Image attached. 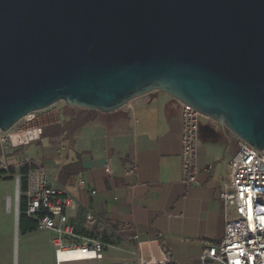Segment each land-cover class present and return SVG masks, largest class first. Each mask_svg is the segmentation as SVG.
<instances>
[{"label": "water", "instance_id": "1", "mask_svg": "<svg viewBox=\"0 0 264 264\" xmlns=\"http://www.w3.org/2000/svg\"><path fill=\"white\" fill-rule=\"evenodd\" d=\"M152 92L264 152V0H0V132Z\"/></svg>", "mask_w": 264, "mask_h": 264}, {"label": "crops", "instance_id": "2", "mask_svg": "<svg viewBox=\"0 0 264 264\" xmlns=\"http://www.w3.org/2000/svg\"><path fill=\"white\" fill-rule=\"evenodd\" d=\"M181 134L180 103L152 92L119 111L98 112L68 139L40 137L34 142L37 158H29L77 200L69 212L74 232L82 239L98 233L97 240L106 245L100 262L64 264H220L203 261L202 255L225 235L227 214L219 195L239 140L219 123L203 119L198 183L187 187L181 183ZM75 163L81 171L63 176L64 167ZM208 166H213L211 173L205 171ZM21 192L20 201L25 198ZM8 197L15 215L12 208L8 212ZM20 201L17 221L14 184V195L5 197L6 213L13 216L11 231L10 222L0 219L7 226L0 231V264L7 256L11 264L12 253L15 264H46L55 259L53 234L37 229L21 235ZM126 224L133 228L122 230ZM82 230L88 234L80 235Z\"/></svg>", "mask_w": 264, "mask_h": 264}, {"label": "built area", "instance_id": "3", "mask_svg": "<svg viewBox=\"0 0 264 264\" xmlns=\"http://www.w3.org/2000/svg\"><path fill=\"white\" fill-rule=\"evenodd\" d=\"M56 111L54 122L40 126L39 134L26 141L14 142L17 134L34 117ZM62 114L57 107H50L39 112L25 115L10 131L0 132V171L14 168L25 171L14 175L16 188V213L19 215L21 180H26V214L37 222V229L53 234L56 264L71 262H100L103 260L105 244L98 240L84 239L82 243L67 242L76 237L73 226L69 223V212L77 206V200L66 190L57 186L48 170L30 158L16 164H9L7 157L16 149L37 141L43 131L62 123ZM181 134V183L187 187L198 183V155L201 141V126L204 118L189 105L180 103ZM133 168V167H132ZM213 166L205 168L211 173ZM108 174L111 173L107 167ZM84 187L85 182L79 181ZM8 207L11 197H8ZM227 218L225 235L216 245H209L202 255V260L210 259L220 264H264V152L239 140L236 153L228 161V182L219 195ZM88 220L92 216L87 217ZM126 224L122 230L132 229ZM137 238V236H136ZM82 251L92 253L81 260L59 261L61 253ZM145 264V263H143Z\"/></svg>", "mask_w": 264, "mask_h": 264}, {"label": "trees", "instance_id": "4", "mask_svg": "<svg viewBox=\"0 0 264 264\" xmlns=\"http://www.w3.org/2000/svg\"><path fill=\"white\" fill-rule=\"evenodd\" d=\"M98 114L97 111H92V110H82L79 109V112L77 115L74 114H69L70 119L66 121H62L61 124L49 127L52 128L51 132L43 131L41 137L46 138V137H57V136H63V138L68 139L70 138L75 131H77L79 128L84 126L85 124L89 123L92 121L96 115ZM81 171V166L79 163L67 165L64 167L62 171V175L65 177H70L73 175L78 174V172ZM25 171H19L18 173H24ZM16 173V169L12 168L9 171H0V178L2 176L6 175H11L14 177ZM21 189L23 191L26 190V180L22 179L21 180ZM21 204H20V217H19V232L21 235L31 233L37 230V222L33 219H31L27 214H26V198L21 199Z\"/></svg>", "mask_w": 264, "mask_h": 264}, {"label": "rangeland", "instance_id": "5", "mask_svg": "<svg viewBox=\"0 0 264 264\" xmlns=\"http://www.w3.org/2000/svg\"><path fill=\"white\" fill-rule=\"evenodd\" d=\"M54 107H57L60 110V112L63 116V118H62L63 122L70 119L69 114L77 115L79 112L78 108L69 107L64 102H60V103L54 105ZM45 131L51 132L52 128H47V129H45ZM38 151H39V148L34 143L27 145V146L20 147V148L16 149V151L13 155L7 157L8 163L9 164H16L18 162H21L22 160H24L27 157L36 159L37 158L36 152H38ZM0 165H1V162H0ZM18 172L19 171L16 169L17 174H18ZM14 184H15L14 183V177H12L11 175L2 176L0 178V196H1V198H0V219L6 218L10 222L7 225V226H9L8 229L10 231L12 229L13 216L8 215L6 213L5 197H6V195H14ZM12 210H13V213L15 215V209L13 206H12ZM7 226L5 225V223L4 224L0 223V231L6 230ZM40 233H42L44 235L49 234L48 232H44V231L40 232ZM75 233H77V232H75ZM86 234H88V233H85L83 230H82V232H80V235H82V236L86 235ZM99 236L100 235L98 233L97 234L92 233V238H93L92 240L99 239ZM51 241H52V239H51ZM83 241H84V239H82V237L79 236L78 233L76 234L75 238L67 239V242L82 243ZM8 259H9L8 256L6 258H4L3 264H8ZM10 261H11L10 262L11 264H15V259H14L13 253H12V257H11ZM46 264H56L54 256H53V259H51L48 263L46 262Z\"/></svg>", "mask_w": 264, "mask_h": 264}, {"label": "bare ground", "instance_id": "6", "mask_svg": "<svg viewBox=\"0 0 264 264\" xmlns=\"http://www.w3.org/2000/svg\"><path fill=\"white\" fill-rule=\"evenodd\" d=\"M56 111L43 113L37 117H34L28 124H26L19 133L13 135L14 142L26 141L29 138H35L39 134L40 126L54 122L56 120ZM13 203L9 204L8 212L11 213ZM92 253H83L82 251H73L70 253H61L59 255V261L66 262L70 260H81L87 258Z\"/></svg>", "mask_w": 264, "mask_h": 264}]
</instances>
